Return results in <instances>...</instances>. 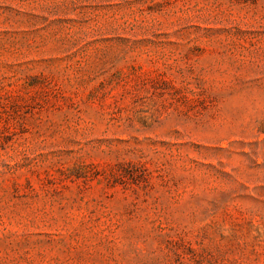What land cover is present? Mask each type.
Listing matches in <instances>:
<instances>
[{
	"label": "rangeland",
	"instance_id": "374dc122",
	"mask_svg": "<svg viewBox=\"0 0 264 264\" xmlns=\"http://www.w3.org/2000/svg\"><path fill=\"white\" fill-rule=\"evenodd\" d=\"M0 264H264V0H0Z\"/></svg>",
	"mask_w": 264,
	"mask_h": 264
}]
</instances>
